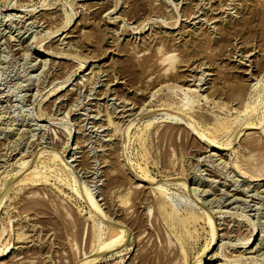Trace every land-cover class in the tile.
Returning a JSON list of instances; mask_svg holds the SVG:
<instances>
[{
    "label": "rangeland",
    "instance_id": "rangeland-1",
    "mask_svg": "<svg viewBox=\"0 0 264 264\" xmlns=\"http://www.w3.org/2000/svg\"><path fill=\"white\" fill-rule=\"evenodd\" d=\"M182 98L230 143L207 145V121L196 132L167 119L166 101ZM255 160L264 0H0V262L196 264L203 253L198 264H264ZM32 167L44 178L36 190L20 185ZM117 169L127 177L110 200L104 174ZM140 173L144 200L124 192ZM109 226L122 242L99 251Z\"/></svg>",
    "mask_w": 264,
    "mask_h": 264
},
{
    "label": "bare ground",
    "instance_id": "bare-ground-1",
    "mask_svg": "<svg viewBox=\"0 0 264 264\" xmlns=\"http://www.w3.org/2000/svg\"><path fill=\"white\" fill-rule=\"evenodd\" d=\"M172 60V54H169V53H167V52H165L164 54L162 53L161 55H160V59H159V61H161V63L162 62H168V61H171ZM167 64V63H166ZM163 65V64H162ZM167 85V84H166ZM172 87V86H171ZM173 87L175 88L176 86H174L173 85ZM173 91V90H172ZM169 101H171V100H168V101H166V106H163L162 107V109H164V110H166L167 112L164 114L165 115V117L167 118V119H171L173 122H175V123H177V124H179V125H181L182 123H184L185 121L184 120H186V123H188V124H191V126H192V128L194 129V130H196V132H198V130H197V128L193 125L194 123H193V121L194 122H197V124L199 123V124H202L203 122L202 121H207V123H208V125H207V123H205L206 124V127L204 126V128H202V131H199L198 132V134L200 135V137H202V139L205 141V143L207 144V145H209V146H212V147H214V148H216V149H222L223 148V146H227L230 142H228V144L225 142L226 141V139H225V141H220V137H218V132H219V130H218V128L219 127H221L223 124L220 122V121H209V120H212V119H210V118H212V117H208V115L206 114V113H204L203 111H194L193 109H192V107L191 106H188V103H187V101L184 99V98H182V99H180L178 102H169ZM163 110V111H164ZM249 123V122H248ZM198 124V125H199ZM228 124V123H227ZM204 125V124H203ZM114 126H116V125H114ZM129 127V126H128ZM224 127V126H223ZM246 127H249V128H253L254 126L253 125H251V126H249L248 124L246 125ZM205 128L207 129V130H205ZM222 128V127H221ZM126 130V129H125ZM222 130V129H221ZM224 130H226L225 128H224ZM248 134V133H247ZM245 135V134H244ZM199 137V138H200ZM201 139V140H202ZM231 141V140H230ZM199 142V141H198ZM202 142V141H201ZM199 144H200V142H199ZM200 148H202L203 146H202V144L199 146ZM204 148V147H203ZM205 148H207L206 146H205ZM252 148V147H251ZM199 150H201V149H199ZM213 154V153H212ZM81 161V160H80ZM261 161V160H260ZM260 161H257V160H255V162H252V165H251V170H250V178H253L254 179V177H264V162L263 163H261L260 164ZM23 162V161H22ZM24 163V162H23ZM20 164V163H19ZM239 164V163H238ZM239 169V168H238ZM138 170V169H137ZM240 170V169H239ZM142 171V170H141ZM41 172V171H40ZM39 172V170L37 169V168H35V167H32V168H30L29 170H27L26 171V173L24 174V176L22 177V179H20V185H23V186H29V188H37V185L38 186H40L39 184H40V181L41 180H43L44 181V178L42 179V175H41V173ZM106 174V173H105ZM104 174V176H105V178H104V181H105V186H104V195H105V197L106 198H110V200L111 199H113L114 197H115V195H117L118 197H119V194H120V188L122 187V185H123V183L126 181L125 180V173H124V171H121V170H119V169H117V171H116V173L114 174V175H105ZM110 174H112V173H110ZM133 174V173H132ZM146 173H140L139 175H137V178L136 179H138V181L137 182H135V181H130V182H128V186L126 187V190L127 191H124L125 192V194L126 193H130L131 191L134 193V192H136V193H141V192H144L143 194H142V200H144V199H148V196H149V194L147 195L146 193L147 192H145V188H146V186H144V184L143 185H141V181H145L146 180V175H145ZM127 177V176H126ZM260 179H262V178H260ZM147 180H149L148 178H147ZM30 185H32V186H30ZM21 187V186H20ZM24 188H26V187H24ZM28 188V187H27ZM38 188H40V187H38ZM42 188V187H41ZM138 188H140V190L137 192V189ZM29 190H31V189H29ZM36 190V189H35ZM34 191V190H33ZM123 190H122V188H121V192H122ZM245 191V190H244ZM37 193V192H36ZM49 194V193H48ZM51 196V195H50ZM115 199V198H114ZM93 201V204L91 205L92 207L94 206V210L93 211H95V213H99L100 211H99V208H98V205L96 204V202L94 201V200H92ZM109 201V200H108ZM118 201V200H117ZM116 201V202H117ZM91 201H89V203H90ZM120 202H123L122 204H125L126 203V199L125 200H121ZM160 203H161V201H159ZM133 203V202H132ZM114 204V203H113ZM116 204V203H115ZM114 204V205H115ZM158 204V203H157ZM131 205V204H130ZM159 206H163V205H161V204H158ZM132 206H134V205H132ZM131 206V207H132ZM130 207V206H129ZM165 207V206H164ZM161 208V207H160ZM159 207H157V210H156V213H157V215L159 214L161 217L163 216L162 215V213H161V209H163L164 210V208H161L160 209ZM135 209V208H134ZM101 214V213H100ZM155 215V214H154ZM158 215V216H159ZM156 216V215H155ZM158 216H156V217H158ZM159 216V217H160ZM165 216V215H164ZM159 219H162V218H159ZM163 220V219H162ZM208 220V224H212V219H211V216L207 219ZM116 221H117V219H116ZM165 222V221H164ZM112 224V223H111ZM115 224V223H114ZM116 224H119V226H120V224L121 223H119V222H116ZM139 224V223H138ZM80 225V224H79ZM122 225V224H121ZM181 225V224H180ZM183 225V224H182ZM123 226V225H122ZM175 226V225H174ZM212 226V225H211ZM118 227V226H117ZM173 227V226H172ZM80 228V227H79ZM122 228V227H121ZM177 228V227H176ZM176 228L175 229H173V230H176ZM212 228V227H211ZM81 229V228H80ZM108 229H109V231L110 232H112L114 235V237L111 239V240H108V242H105L106 244H103V246H101L100 247V249H99V251H106V250H108V249H110V248H114L115 246H117L118 245V241H120V239L122 238L123 239V232H122V230H120V229H117L116 227H113V226H109L108 227ZM123 229V228H122ZM213 229V228H212ZM237 229V228H236ZM180 231V230H179ZM246 231V230H245ZM175 232V231H174ZM181 232V231H180ZM211 232H212V235H213V238H214V236H215V231H214V229H213V231L211 230ZM91 234H94V232H90V236H91ZM1 235V234H0ZM252 236H253V234H251V235H249L248 236V238H246L245 240H243L242 238H241V240H243L242 242H240V243H242L243 245H245V244H247V243H249L250 241H251V239H252ZM19 237H21V236H17V234H16V242H19V241H21V240H18L19 239ZM118 237H119V240H118ZM228 237V236H227ZM237 237V236H236ZM230 238V237H229ZM121 239V240H122ZM106 240V239H105ZM184 240V239H183ZM212 240H214V239H212ZM212 240H210L206 245H205V250H204V252L205 251H207L208 249H209V247H210V245H211V243H212ZM117 241V242H116ZM120 242H122V241H120ZM236 242V241H235ZM183 243V242H182ZM8 242L6 241V242H4V244L2 245V247L0 248V257H2L3 256V252L8 248ZM221 244V243H220ZM256 244V243H255ZM183 245V244H182ZM225 245V244H224ZM241 245V244H240ZM234 246V245H233ZM242 246V245H241ZM183 247V246H182ZM185 247V246H184ZM16 248H19V246H17ZM20 248H21V245H20ZM221 248H223V247H221ZM233 248V247H232ZM236 248V247H235ZM234 248V249H235ZM239 248H243V247H239ZM248 248V247H247ZM204 249V248H203ZM202 249V250H203ZM225 249V248H224ZM251 249V248H250ZM256 249V248H255ZM201 250V251H202ZM240 250V249H239ZM231 251V250H230ZM244 251V250H243ZM248 251V250H247ZM251 251V250H250ZM241 252V251H240ZM19 253H22V252H19ZM18 253V254H19ZM186 253V252H185ZM202 253V252H201ZM215 253V252H214ZM237 253V252H236ZM243 253V252H242ZM203 254V253H202ZM201 254V255H202ZM221 254H222V252H221ZM240 254V253H239ZM264 254V253H263ZM198 256V258H197V260H196V264H198L199 263V261L201 260L200 258L202 257V256ZM212 255H213V253L211 254V255H209V258H212ZM215 255V254H214ZM231 255V254H230ZM234 255V254H233ZM238 255V254H237ZM216 256V255H215ZM224 256H226V255H224ZM244 256V255H243ZM208 258V259H209ZM222 258V257H221ZM223 258H226V257H223ZM231 258V257H230ZM246 258V257H245ZM2 259V258H1ZM17 259V258H16ZM226 259H228V256H227V258ZM228 260H231V259H228ZM228 260H226L225 262H227ZM249 260V259H248ZM18 263H20V262H23V259H22V257H20V258H18V260H16ZM238 261V260H237ZM251 261V260H250ZM220 262H224V261H220ZM219 262V263H220ZM231 262H233L232 260H231ZM230 262V263H231ZM243 262V261H242ZM255 262V261H254ZM8 263V262H7ZM93 263V261L91 260V261H88V262H86L85 264H92ZM229 263V262H228ZM237 263V262H236ZM250 263V262H249ZM0 264H4V262H0ZM73 264H75V263H73ZM221 264V263H220ZM232 264V263H231ZM238 264V263H237ZM253 264V263H252Z\"/></svg>",
    "mask_w": 264,
    "mask_h": 264
}]
</instances>
